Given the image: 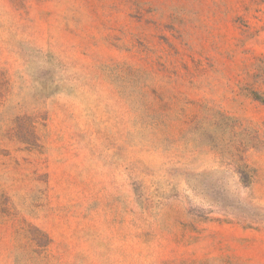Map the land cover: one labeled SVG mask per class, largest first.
Instances as JSON below:
<instances>
[{
	"label": "rangeland",
	"instance_id": "rangeland-1",
	"mask_svg": "<svg viewBox=\"0 0 264 264\" xmlns=\"http://www.w3.org/2000/svg\"><path fill=\"white\" fill-rule=\"evenodd\" d=\"M0 264H264V0H0Z\"/></svg>",
	"mask_w": 264,
	"mask_h": 264
}]
</instances>
